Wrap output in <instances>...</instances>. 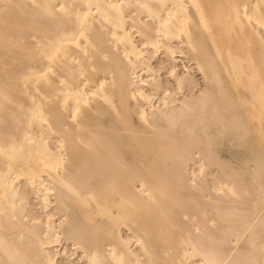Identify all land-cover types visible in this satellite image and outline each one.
<instances>
[{"label":"bare ground","instance_id":"obj_1","mask_svg":"<svg viewBox=\"0 0 264 264\" xmlns=\"http://www.w3.org/2000/svg\"><path fill=\"white\" fill-rule=\"evenodd\" d=\"M0 264H264V0H0Z\"/></svg>","mask_w":264,"mask_h":264}]
</instances>
